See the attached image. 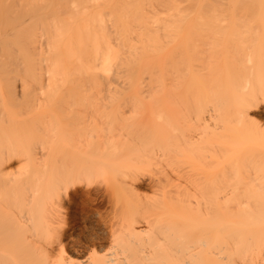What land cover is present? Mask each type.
Listing matches in <instances>:
<instances>
[{
	"label": "bare ground",
	"instance_id": "1",
	"mask_svg": "<svg viewBox=\"0 0 264 264\" xmlns=\"http://www.w3.org/2000/svg\"><path fill=\"white\" fill-rule=\"evenodd\" d=\"M262 102L264 0H0V264H264ZM103 103L140 107L135 160L158 151L177 180L127 209L123 260L76 262L53 249L63 196L141 169L124 143L88 159L84 130L56 117ZM45 116L59 124L37 130ZM20 156L31 176L7 171Z\"/></svg>",
	"mask_w": 264,
	"mask_h": 264
},
{
	"label": "rangeland",
	"instance_id": "2",
	"mask_svg": "<svg viewBox=\"0 0 264 264\" xmlns=\"http://www.w3.org/2000/svg\"><path fill=\"white\" fill-rule=\"evenodd\" d=\"M24 109H27V107H24ZM138 109L140 107H117L110 103H103L100 105L73 106V113H70L72 111L70 110V112H62L56 117L59 118L57 119L60 123L65 122L69 127L77 125L78 128L84 130L85 137L79 139L77 145L79 144L78 147L80 146L83 152L88 153V159H95L97 156L95 147L98 144L94 145V147L93 144L99 143L101 149L105 150L104 147H109L113 144L118 146L124 143L123 145L127 152L123 151L124 149L120 145V148H116L119 151L117 154L121 155L124 152L131 161L129 163L139 167L142 163H137V159L135 160L134 157L137 155L136 153L142 150V145L138 141L140 140L138 139L139 133L136 135L138 138L129 134L136 129H141L145 121L147 122L146 117L142 113L137 112L139 111ZM251 113L252 117L264 127V102L253 109ZM25 115L20 119L30 121L31 116L27 117ZM44 118L45 123H40L39 121L35 125L37 130L46 128L48 123L52 126V124L54 125L58 122L51 116H45ZM210 122L208 123L210 126L214 125L211 119ZM200 133L201 131L193 134L196 138L195 140L200 137ZM34 147L39 154L47 151L40 142H36ZM109 149L111 148L109 147ZM109 149L107 148V150ZM102 150L99 151L102 152ZM124 154L122 153L123 156H126ZM98 155L101 156V154ZM105 155H107V152ZM120 157L122 158V156ZM152 163L153 165L149 167L144 164L141 165L140 170H135L128 176L120 175L115 177L116 184L114 185L111 182L114 186H111L110 180L106 179L107 177H104L105 179L102 177L81 180L75 187L71 188L69 194L62 198V209H60L63 218H65V223L61 233L62 238L53 245L55 252L57 253L60 249H64L67 258L83 263L88 262L93 254L106 256L109 259L120 258L123 260L124 255H121L120 247L121 240L125 235L124 219L128 212L127 209L132 206H140V204L141 206L157 208L160 205L159 203L162 204L163 201H168L174 195L172 192L174 191V182L177 180V173L171 172L172 169L162 160L158 151L155 152ZM6 168L14 177H20L22 174V177L31 176L30 167L26 163L24 156L13 158L6 165ZM181 171L187 174L190 169L184 166ZM183 181H185L184 178L182 183ZM118 185L121 189L115 191V187H118ZM193 189L192 192H195ZM167 191L171 193L167 194ZM140 224L137 227L145 228L147 222L142 219ZM115 252L119 255L112 257Z\"/></svg>",
	"mask_w": 264,
	"mask_h": 264
}]
</instances>
